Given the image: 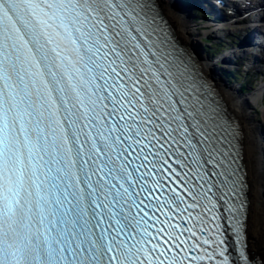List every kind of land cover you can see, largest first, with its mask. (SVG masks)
Returning <instances> with one entry per match:
<instances>
[{"label":"snow or ice","instance_id":"6c2138e0","mask_svg":"<svg viewBox=\"0 0 264 264\" xmlns=\"http://www.w3.org/2000/svg\"><path fill=\"white\" fill-rule=\"evenodd\" d=\"M150 12L0 0V264H236L193 211L227 204L238 170L217 159L215 110Z\"/></svg>","mask_w":264,"mask_h":264},{"label":"bare ground","instance_id":"6f19581e","mask_svg":"<svg viewBox=\"0 0 264 264\" xmlns=\"http://www.w3.org/2000/svg\"><path fill=\"white\" fill-rule=\"evenodd\" d=\"M174 22L177 23L180 29L179 35L189 41L190 33L194 29L193 25L190 24L192 27L189 26V30H187L188 28L184 26L183 22L179 23L177 20H174ZM231 90L236 91L234 85H232ZM228 92L231 94L230 91ZM260 94L261 91L257 93L256 98ZM225 98L230 110L240 119L243 130V156L249 183V209L246 221L248 242L251 249L259 256L260 263L264 264V148H262L264 141L260 143L263 138L262 129L240 107L237 100L227 94H225ZM205 103L211 106L214 105L213 102L208 100Z\"/></svg>","mask_w":264,"mask_h":264},{"label":"rangeland","instance_id":"374dc122","mask_svg":"<svg viewBox=\"0 0 264 264\" xmlns=\"http://www.w3.org/2000/svg\"><path fill=\"white\" fill-rule=\"evenodd\" d=\"M260 121L262 122V124L264 125V122H263V115L260 116ZM251 250V249H250Z\"/></svg>","mask_w":264,"mask_h":264}]
</instances>
